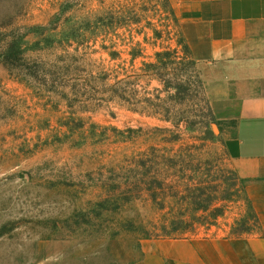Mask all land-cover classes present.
Masks as SVG:
<instances>
[{
	"label": "rangeland",
	"instance_id": "1",
	"mask_svg": "<svg viewBox=\"0 0 264 264\" xmlns=\"http://www.w3.org/2000/svg\"><path fill=\"white\" fill-rule=\"evenodd\" d=\"M174 10L172 0H0V264H141L143 242L170 239L155 235L180 210L188 237L259 232L207 94L170 113L109 98L115 76L135 73L140 97L175 104L144 75L178 47Z\"/></svg>",
	"mask_w": 264,
	"mask_h": 264
},
{
	"label": "crops",
	"instance_id": "2",
	"mask_svg": "<svg viewBox=\"0 0 264 264\" xmlns=\"http://www.w3.org/2000/svg\"><path fill=\"white\" fill-rule=\"evenodd\" d=\"M258 233L150 239L141 264H264V0H172Z\"/></svg>",
	"mask_w": 264,
	"mask_h": 264
},
{
	"label": "trees",
	"instance_id": "3",
	"mask_svg": "<svg viewBox=\"0 0 264 264\" xmlns=\"http://www.w3.org/2000/svg\"><path fill=\"white\" fill-rule=\"evenodd\" d=\"M174 14L176 12L174 10ZM177 22L178 19L176 18ZM157 62H150L146 65V70L144 75L150 78L149 80H157L160 85L163 86V91L171 93L174 90V94H170L168 99L173 101L175 104L166 108V100H164L160 95H156L154 98L151 96L140 97V91L137 88V78L139 74H128L125 78H120L115 76L116 82L110 85L107 92L110 94V99H118L127 102L129 105L133 106L136 110L142 109L145 112H153V110L163 109L166 113H170L174 110L177 105L182 106L186 103H190L199 94H205V87L201 77V73L198 68V61L194 58L190 45L186 40L184 33H182L181 39L178 42V47L168 52L157 53ZM180 59V60H178ZM110 78L108 74H105V80ZM150 82V81H149ZM156 90L160 91L159 88ZM178 156H173L168 158L172 164H177L180 159ZM160 183V182H159ZM248 195V194H247ZM170 198L173 202H183L185 198ZM195 197V203L199 208L207 211L208 208L205 206L204 202L201 204L198 202L199 198ZM248 201L253 208L254 217L257 224L260 227L259 217L252 205V202L248 196ZM156 201H160L156 199ZM163 205H165V199L161 200ZM219 208V212L215 218L222 215L223 212ZM196 217V215L194 216ZM169 221V222H168ZM169 223V224H167ZM193 222L188 219L185 213L180 210L175 215L170 218H165L160 231L161 234L155 235L156 238H180L187 236L189 232L193 231ZM246 233H251L247 228H242L240 231H235L234 235L239 236ZM188 237V236H187Z\"/></svg>",
	"mask_w": 264,
	"mask_h": 264
}]
</instances>
